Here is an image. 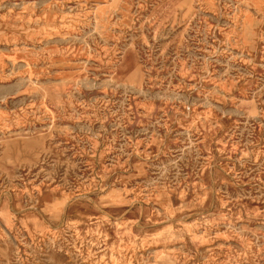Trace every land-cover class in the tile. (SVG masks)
<instances>
[{
  "label": "rangeland",
  "instance_id": "374dc122",
  "mask_svg": "<svg viewBox=\"0 0 264 264\" xmlns=\"http://www.w3.org/2000/svg\"><path fill=\"white\" fill-rule=\"evenodd\" d=\"M0 264H264V0H0Z\"/></svg>",
  "mask_w": 264,
  "mask_h": 264
}]
</instances>
